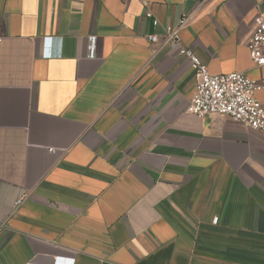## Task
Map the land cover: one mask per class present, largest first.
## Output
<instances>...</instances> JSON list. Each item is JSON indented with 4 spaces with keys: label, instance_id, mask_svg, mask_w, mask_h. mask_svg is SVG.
<instances>
[{
    "label": "crops",
    "instance_id": "1",
    "mask_svg": "<svg viewBox=\"0 0 264 264\" xmlns=\"http://www.w3.org/2000/svg\"><path fill=\"white\" fill-rule=\"evenodd\" d=\"M148 1L0 0V264H264V136L186 113L190 63L147 41L188 17L264 108V0Z\"/></svg>",
    "mask_w": 264,
    "mask_h": 264
},
{
    "label": "built area",
    "instance_id": "2",
    "mask_svg": "<svg viewBox=\"0 0 264 264\" xmlns=\"http://www.w3.org/2000/svg\"><path fill=\"white\" fill-rule=\"evenodd\" d=\"M138 1L145 8L144 17L152 18L149 1ZM253 22L254 29L247 43V50L252 63L259 68L264 66V18L261 14H257ZM187 23L188 17L183 16L175 26L165 25L161 35H147V41L152 44L159 43L162 37V44L168 46L176 56L187 59L195 73L194 94L185 112L200 119L209 115L228 117L264 136V108L255 97L256 91L263 86L240 72L211 74L207 63L182 44L180 30ZM153 24L158 25V22L154 20ZM45 43L48 45L49 39H46ZM49 151L55 153L53 149ZM25 198V195L19 197L14 206L19 207ZM217 222L218 219L215 218L213 223ZM58 263L57 259L56 264Z\"/></svg>",
    "mask_w": 264,
    "mask_h": 264
}]
</instances>
